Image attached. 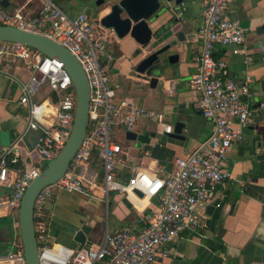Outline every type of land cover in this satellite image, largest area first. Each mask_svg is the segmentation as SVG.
Here are the masks:
<instances>
[{"label":"built area","instance_id":"2783aa9c","mask_svg":"<svg viewBox=\"0 0 264 264\" xmlns=\"http://www.w3.org/2000/svg\"><path fill=\"white\" fill-rule=\"evenodd\" d=\"M1 1L0 26L40 34L67 48L80 62L90 89L87 134L66 174L43 188L35 201L40 264H154L167 256L163 251L167 245L184 234H199L219 188L231 177L222 167L228 152L244 140V130L254 121L249 103L251 74L246 72L240 80L226 77L227 60L216 58L221 47L243 55L246 65L251 61L245 30L229 14L233 0H205L199 30L202 47L195 56L198 70L189 80L190 88L200 93L202 116L213 123L211 135L193 152L175 158L173 170L161 171L162 175L130 165L129 148L119 136L121 131L128 140L127 133L136 132L141 122L163 124L165 115L127 99L116 100L109 78L114 57L108 49L115 32L102 26V32H97L86 12L70 17L52 0H7V7ZM19 62L30 72L27 80L13 73ZM0 76L16 82L21 90L19 107L27 111L25 130L0 148L4 191L0 218L12 216L17 221L30 182L42 173L44 162L57 157L71 134L77 96L63 63L25 44L0 41ZM163 132L170 134L172 126L165 125ZM111 191L125 194L137 210L157 206L144 228L124 225L106 230L101 243L76 250L53 241L45 206L57 193L74 194L108 208ZM12 245V251L0 254V264H26L21 239H13Z\"/></svg>","mask_w":264,"mask_h":264},{"label":"crops","instance_id":"0c3cea01","mask_svg":"<svg viewBox=\"0 0 264 264\" xmlns=\"http://www.w3.org/2000/svg\"><path fill=\"white\" fill-rule=\"evenodd\" d=\"M163 4L168 9L149 22L154 36L150 46L138 56L135 53L142 47L131 36L120 39L112 33L108 40V49L114 57L109 78L116 100L127 99L137 106L165 115L164 125L158 121H143L137 127V134H154L148 143L135 146L125 142L132 159L130 165L159 175H162L161 171L171 172L174 159L193 152L211 135L214 127L201 114L200 93L189 86L190 78L198 70L195 56L202 47L199 30L203 25L205 0H184V6L179 11L175 10L173 2ZM82 12L87 13L82 10L78 14ZM229 14L240 20L245 30V48L251 61L246 65L243 55H234L230 48L221 47L216 50V58L227 60L226 77L240 80L246 72L251 74L253 81L249 103L254 110V121L244 130V140L228 152L222 167L231 177L225 186L219 188L211 205L212 213L207 210L204 215L200 233L184 234L167 245L163 249L167 256H160L154 264H264V0H233ZM94 25L100 29V23ZM179 32L185 40L167 52V56L177 54L178 59L167 66L165 76H158V84L152 87L150 78L139 75L136 66L152 51L176 41ZM17 65L13 73L27 80L29 70L22 62ZM20 94L16 82L0 76V148L9 146L26 128L27 111L19 107ZM177 122L183 123L184 127L180 137H172L170 134ZM165 125L172 126L170 134L163 132ZM120 134L123 133L120 131ZM87 203L102 205L66 192L57 193L47 202L45 214L55 243L72 248L65 242L73 241L76 226L73 219L78 208L81 210L79 216L85 214L89 217L92 213ZM128 206L133 207L130 203ZM147 207L146 210L133 207L135 213L126 210L128 216L122 227L144 228L149 214L157 209L153 204ZM6 219L0 218L3 222L0 230L4 234ZM82 224L79 226L88 234L86 244L101 243L106 230L109 231L106 227L101 237L91 238L95 224ZM16 238H19L18 235ZM12 239L1 236L0 240L4 241L0 243V254L13 250ZM76 249H79L78 244Z\"/></svg>","mask_w":264,"mask_h":264},{"label":"water","instance_id":"95a60500","mask_svg":"<svg viewBox=\"0 0 264 264\" xmlns=\"http://www.w3.org/2000/svg\"><path fill=\"white\" fill-rule=\"evenodd\" d=\"M102 1L104 0H99L97 4H101ZM165 2H173L177 11L184 6V0H165ZM1 5L7 7L8 1L2 0ZM8 9L11 10L12 7H8ZM167 9L161 0H119L111 7L108 14L99 19V23L103 28L113 30L120 39L131 36L142 47L135 53V56H138L143 49L150 46L154 36L149 21L159 13L167 11ZM184 40V35L180 32L177 33L176 41L152 51L143 58L137 64L136 72L150 78L151 86L155 87L159 81L158 76H165L167 66L175 63L178 59L177 54L167 56V52ZM0 41L25 44L50 58L61 61L72 79L77 96L75 119L68 140L57 157L47 161L46 168L42 173L30 182L20 203L18 221L25 261L26 264H40L34 225L35 201L43 188L56 183L66 174L71 161L87 134L90 89L80 62L67 48L54 40L13 26H0ZM183 127V123L177 122L170 135L180 137ZM152 136L154 134L127 133L129 141H139L141 143H148ZM212 211L213 206H209L208 213L211 214ZM74 228L73 241L79 245V248H82L87 242V233L79 225ZM1 242L3 240H0Z\"/></svg>","mask_w":264,"mask_h":264},{"label":"rangeland","instance_id":"374dc122","mask_svg":"<svg viewBox=\"0 0 264 264\" xmlns=\"http://www.w3.org/2000/svg\"><path fill=\"white\" fill-rule=\"evenodd\" d=\"M55 3L59 4L65 11L68 13L69 16H75L80 11L84 10L90 14L91 22L99 24V19L108 14L111 10V7L118 2V0H104V3L97 4V0H52ZM162 3L165 0H161ZM93 9L95 10L93 13ZM153 19V18H152ZM151 22V21H149ZM97 32H102V30L96 27ZM38 97L44 98L41 94ZM37 97V99H38ZM123 141L128 143L129 145H141L143 143L139 141H128L125 140L123 134H120ZM119 135V136H120ZM46 162L43 163V168H46ZM125 183L124 181H120ZM4 194V191L0 189V197ZM109 207L106 208L104 204H88V208H92V213H90L89 217H83L80 221L94 223L95 229L94 233H92L91 238L94 236L95 238L101 237L103 231H105L106 227L109 229L110 232H113L115 229L122 227V223L124 219L127 218V214L125 213L126 210L128 212L135 213L133 211V207L129 208V203L126 201L125 194H122L118 191H111L109 196ZM88 202V201H87ZM88 216V215H87ZM6 223L3 224L6 226L4 230L6 231L4 234L3 230H0V238L3 235L5 238L13 237L16 239V235L20 237V228H19V221L14 217H9L5 221ZM3 223V222H2ZM0 222V224H2ZM86 223L82 224L85 225ZM88 235V234H87ZM4 241V240H3ZM69 247L74 249L77 248V243L75 241L69 240V242H65Z\"/></svg>","mask_w":264,"mask_h":264},{"label":"trees","instance_id":"16d2710c","mask_svg":"<svg viewBox=\"0 0 264 264\" xmlns=\"http://www.w3.org/2000/svg\"><path fill=\"white\" fill-rule=\"evenodd\" d=\"M46 166V165H45ZM45 169V168H44ZM80 208H78V212L77 213H75V215H74V222H75V224L76 225H80V224H82V221H80L83 217H87L85 214L83 215V216H79L80 215ZM81 217V218H80ZM2 251V250H1Z\"/></svg>","mask_w":264,"mask_h":264},{"label":"flooded vegetation","instance_id":"af4514ba","mask_svg":"<svg viewBox=\"0 0 264 264\" xmlns=\"http://www.w3.org/2000/svg\"><path fill=\"white\" fill-rule=\"evenodd\" d=\"M98 1V0H97ZM105 1H102V3H104ZM95 10L93 9L92 13L94 12Z\"/></svg>","mask_w":264,"mask_h":264}]
</instances>
